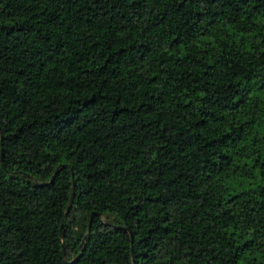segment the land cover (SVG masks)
Instances as JSON below:
<instances>
[{
    "label": "trees",
    "instance_id": "obj_1",
    "mask_svg": "<svg viewBox=\"0 0 264 264\" xmlns=\"http://www.w3.org/2000/svg\"><path fill=\"white\" fill-rule=\"evenodd\" d=\"M64 254L264 264V0H0V264Z\"/></svg>",
    "mask_w": 264,
    "mask_h": 264
},
{
    "label": "water",
    "instance_id": "obj_2",
    "mask_svg": "<svg viewBox=\"0 0 264 264\" xmlns=\"http://www.w3.org/2000/svg\"><path fill=\"white\" fill-rule=\"evenodd\" d=\"M1 161L3 162V156H2ZM58 171H59V169L56 171V174L58 173ZM56 174L53 176V179L56 177ZM75 187H76V185H75V176H74V174H72V195H71V200H70V203H69V206H68V209H67V213H66L67 216L71 212V209H72V206H73V203H74V199H75ZM95 217H96L95 214H92L91 217H90L87 236L89 235V233L91 231L92 223H93V220H94ZM64 256H65V262L67 264H72L73 263V262L72 263H69L67 261V258H66V255L65 254H64Z\"/></svg>",
    "mask_w": 264,
    "mask_h": 264
}]
</instances>
